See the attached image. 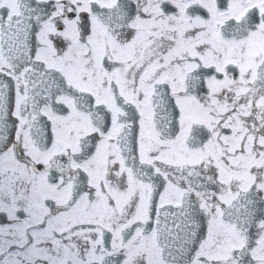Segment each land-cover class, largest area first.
<instances>
[{"label":"snow or ice","instance_id":"1","mask_svg":"<svg viewBox=\"0 0 264 264\" xmlns=\"http://www.w3.org/2000/svg\"><path fill=\"white\" fill-rule=\"evenodd\" d=\"M0 264H264V0H0Z\"/></svg>","mask_w":264,"mask_h":264}]
</instances>
